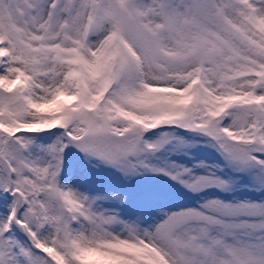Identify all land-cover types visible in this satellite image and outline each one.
<instances>
[{
    "label": "snow or ice",
    "instance_id": "snow-or-ice-1",
    "mask_svg": "<svg viewBox=\"0 0 264 264\" xmlns=\"http://www.w3.org/2000/svg\"><path fill=\"white\" fill-rule=\"evenodd\" d=\"M0 264H264V0H0Z\"/></svg>",
    "mask_w": 264,
    "mask_h": 264
}]
</instances>
